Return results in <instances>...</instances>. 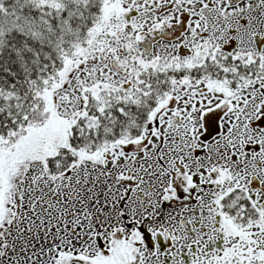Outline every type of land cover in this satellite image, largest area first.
Masks as SVG:
<instances>
[{"label": "snow or ice", "instance_id": "1", "mask_svg": "<svg viewBox=\"0 0 264 264\" xmlns=\"http://www.w3.org/2000/svg\"><path fill=\"white\" fill-rule=\"evenodd\" d=\"M0 264H264V0H0Z\"/></svg>", "mask_w": 264, "mask_h": 264}]
</instances>
